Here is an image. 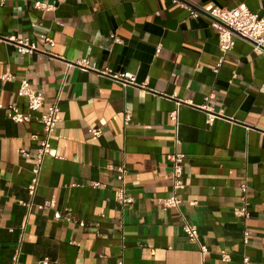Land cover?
I'll list each match as a JSON object with an SVG mask.
<instances>
[{
	"label": "crops",
	"instance_id": "obj_1",
	"mask_svg": "<svg viewBox=\"0 0 264 264\" xmlns=\"http://www.w3.org/2000/svg\"><path fill=\"white\" fill-rule=\"evenodd\" d=\"M181 2L199 12L244 5L264 17V0H0V104L28 113L17 95L28 79L44 108H61L33 198L31 136L42 126L36 114L15 123L0 110V264H264V53L237 38L222 61L212 19L191 17ZM12 36L38 50L19 54ZM84 60L90 67L79 66ZM109 72H131L144 87H125ZM204 107L217 116L211 126ZM96 128L100 137L90 133ZM175 152L186 155V188L169 209L158 200L172 192ZM122 165L131 204L116 196ZM243 183L248 221L235 215ZM46 200L55 207L38 210Z\"/></svg>",
	"mask_w": 264,
	"mask_h": 264
},
{
	"label": "built area",
	"instance_id": "obj_2",
	"mask_svg": "<svg viewBox=\"0 0 264 264\" xmlns=\"http://www.w3.org/2000/svg\"><path fill=\"white\" fill-rule=\"evenodd\" d=\"M181 5L190 11L191 17H197L198 15L205 14L212 18V26L218 31V45L219 49L222 53V61L225 56L231 52L235 48L236 39L242 38L249 41L254 50L257 53H264V17L260 14L251 12L246 6L242 5L236 7L234 9H225L215 6H208L202 11H198L189 7L187 4L181 2ZM37 8L50 10L53 7L47 6L44 4H36ZM14 42L16 45L17 52L21 55L33 54L38 50V47L35 43H31L28 39L18 38L16 36H12L9 39ZM51 47L55 46L54 40L50 38H46L45 40ZM116 42H119L116 39ZM80 67H90L88 60H84L80 63ZM221 66V62L217 65L214 72L218 73L219 68ZM111 77L122 84L125 87L129 86H138L144 87V85H139L137 83L136 75L131 72H126L123 74H112L109 72ZM3 80L7 81L10 79L9 75H4L2 77ZM19 97H24L28 101V113H23L20 109L12 104L8 106H4L0 104V110H6L9 112L11 119L15 123H27L33 117V114L37 115V120L42 126V136L38 137L37 135H32V141L36 142V152L32 157L33 167H32V179L30 184L27 186L28 194L33 198L40 186V175L43 168V164L45 158L52 153V140L57 129L58 124L60 123L59 114L61 112L60 103L56 101L52 105L44 108V96L42 93L37 92L33 89L28 79H22L20 81V88L17 92ZM212 98V95L207 97L206 100ZM180 105V104H179ZM205 111L207 112V125L211 126L217 117L216 114L213 113L211 108L209 107ZM170 118L176 124H178V110L173 111L170 114ZM131 115H126V123L130 122ZM90 133L96 137H100L102 135L101 129H91ZM179 142V141H177ZM22 155L26 159L31 158L30 154L25 150H22ZM186 159V155L183 153L175 152L168 156V161L171 165V182H172V192L169 197L159 199V203L166 208L169 209H178L181 203L180 194L185 190L186 185L183 182V174H184V162ZM117 171V179L121 182V186L116 190L117 200L121 204H131L133 199L127 195L126 189L124 187V180L127 174V169L125 165L119 166L116 168ZM92 188L99 189L101 188V183L92 182L90 183ZM242 197L240 201V205L235 210V215L248 221L251 218L250 207L248 202V186L246 183L241 185ZM19 204L28 208L33 206L32 203H27L25 201H19ZM55 207L54 200H46L43 204L37 205V209L43 211L45 209H52ZM66 220L69 222L74 221L73 217L70 215H66ZM81 226H84V223H80ZM185 233L188 235L191 241H198L199 238V230L195 225H191L189 223H185L183 226ZM11 231L13 229H10ZM251 233L249 230H245L243 233L244 242L247 243L249 240ZM20 250V247H19ZM203 251L206 252V249L203 248ZM222 260L224 262L231 261V256L223 251L221 253ZM19 258V251L16 253L14 257L15 263H17ZM43 264H50V262L46 259L43 261ZM120 264H122L120 262ZM243 264H251V261L248 257L243 258Z\"/></svg>",
	"mask_w": 264,
	"mask_h": 264
},
{
	"label": "water",
	"instance_id": "obj_3",
	"mask_svg": "<svg viewBox=\"0 0 264 264\" xmlns=\"http://www.w3.org/2000/svg\"><path fill=\"white\" fill-rule=\"evenodd\" d=\"M210 17V16H209ZM211 18V17H210ZM212 19V18H211Z\"/></svg>",
	"mask_w": 264,
	"mask_h": 264
}]
</instances>
